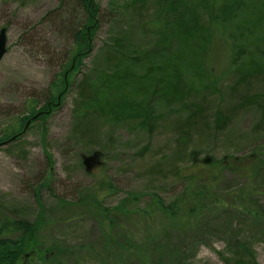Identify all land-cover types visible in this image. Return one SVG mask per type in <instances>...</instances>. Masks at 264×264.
<instances>
[{"label":"rangeland","instance_id":"1","mask_svg":"<svg viewBox=\"0 0 264 264\" xmlns=\"http://www.w3.org/2000/svg\"><path fill=\"white\" fill-rule=\"evenodd\" d=\"M95 1L100 22L92 37L91 55L83 59L77 74V78L92 74L91 80L95 56L104 54L102 48L110 45L115 21L110 16L128 0ZM155 4L156 0H148L140 15L147 18ZM83 17L78 0H0V29L5 28L6 37V51L0 60V131L16 118H25V130L18 140L0 142V217L31 222L43 214L38 233L40 254L52 241H60L67 252L62 259L70 264L74 257L69 249L89 264H174L173 249L180 255L176 264H223V257L232 255L228 248L236 234L235 246L240 250L246 247L257 264H264V227L249 231L248 219L242 212L238 214L232 203L230 229L219 223L223 216L212 210L198 217L200 225L191 228L158 211H153L151 218L141 213V209L152 207L151 196L170 202L186 189L194 191L193 184L201 187L200 181L204 183L214 172L215 195L226 196L249 183L250 190H255L253 202L264 209V76L248 86L250 97L256 93L262 96L253 104L238 105L239 92L229 95L235 77L219 75L226 69L229 51L217 40L206 63L212 76L220 77L215 91H205L201 128L199 122L197 127L186 128V113L179 111L177 104L153 103L150 109L155 119L150 129L138 122L104 121L93 136H86L75 127L79 116L76 82L57 96L55 107L47 113L39 112L37 119L32 118L34 114L26 115L30 97L43 103L44 91L72 44L73 26ZM219 107L229 116L221 130L211 124L213 111ZM92 151L95 153L90 154ZM250 152L260 155V168L252 170L255 159L245 160L253 158ZM206 155L225 157V161L211 170L209 164L190 163L191 156L197 161ZM37 196L44 207L41 212ZM78 200L79 205L71 204ZM245 200L252 202L249 197ZM122 202L127 212L111 216L112 226L106 228L111 244L105 245V223L97 221L100 206L114 208ZM240 220L244 226L238 225ZM103 247L110 249L108 259L102 254ZM119 249L122 256L116 253ZM43 259L26 252L14 264H42Z\"/></svg>","mask_w":264,"mask_h":264},{"label":"trees","instance_id":"2","mask_svg":"<svg viewBox=\"0 0 264 264\" xmlns=\"http://www.w3.org/2000/svg\"><path fill=\"white\" fill-rule=\"evenodd\" d=\"M78 1L84 17L73 26L72 44L66 58L60 63V70L44 91L43 103L39 104L37 98L30 97L29 112L25 114H34L32 118L37 119L41 113L45 114L55 107L57 96L67 92L69 85L76 82L78 96L75 101L79 116L75 127L86 136H93L95 128L104 121L111 124L138 122L150 129L155 119V112L150 109L153 103L163 106L177 104L179 111L186 113L183 120L186 128L197 127L198 122L201 128L203 123L200 120L206 113L205 91H215L220 77H213L206 63L217 40L227 45L229 51L226 69L219 75L229 73L235 77L229 95L239 92L238 99L241 101H237L238 105L245 102L253 104L257 97L262 96L256 93L250 97L248 86L250 81L264 76V0H156L155 9L147 18L140 14L145 13L148 0L124 1V4L117 6L116 14L110 16L115 20L110 28H114L109 34L110 45L102 48L106 49L104 54L95 56V76L92 80V74L80 78H77V74H80L83 59L89 57L93 49L92 37L100 22L99 4L95 0ZM98 65L105 68H98ZM221 110L219 107L213 111L211 124L214 129L225 128L229 119ZM24 120L18 117L11 126H3L0 142L9 144L18 140L24 132ZM93 153L95 151L90 152ZM250 153L253 158L245 160L255 159L252 170L260 168V155ZM189 159L192 164H209L207 166L210 168L206 166L208 170L217 168L225 161V157L214 159L208 155L197 161L193 156ZM216 177L217 173H212L207 181H200L201 187L193 184L196 188L194 191L186 189L170 202H165L159 196H151L152 207L141 209V213L144 216L149 214L151 218L152 212L158 211L173 216L178 225L191 228L195 223L200 225L198 217L206 216L212 210L223 216L219 223L230 229V222L234 218V210L230 207L232 203L236 212H242L248 219L249 231L264 227V209L253 202L255 190H250V184L230 191L226 196H218L212 190ZM248 197L252 202L245 200ZM37 201L41 212L44 210L43 204L39 197ZM71 204L79 205V200ZM125 205L122 202L114 208L100 206L97 221L105 223L103 234L108 236L105 245L111 244V234L106 232V228L110 229L113 223L111 216L127 212ZM41 215L31 222L0 217V264H14L26 252L44 257L42 264H70V261L62 259L67 252L60 241H52L40 254L38 233L44 217ZM250 217L254 219L252 224ZM238 225L244 226V221H238ZM234 236L238 237L237 234ZM234 238L228 248L232 255L223 257V264H257L253 255L247 254L246 247L240 250L235 246ZM242 239L245 240L243 236ZM132 244L128 242V245ZM109 247H103L102 252L107 259ZM86 250L91 253L90 249ZM73 252L69 249V254L74 257L72 264H89L85 257L78 258ZM116 253L122 256L121 249ZM178 256V251L173 249L171 258L174 264L180 259Z\"/></svg>","mask_w":264,"mask_h":264},{"label":"water","instance_id":"3","mask_svg":"<svg viewBox=\"0 0 264 264\" xmlns=\"http://www.w3.org/2000/svg\"><path fill=\"white\" fill-rule=\"evenodd\" d=\"M5 42H6L5 28H1L0 29V60L6 51Z\"/></svg>","mask_w":264,"mask_h":264}]
</instances>
